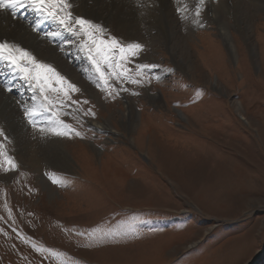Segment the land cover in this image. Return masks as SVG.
Listing matches in <instances>:
<instances>
[{
  "label": "rangeland",
  "instance_id": "1",
  "mask_svg": "<svg viewBox=\"0 0 264 264\" xmlns=\"http://www.w3.org/2000/svg\"><path fill=\"white\" fill-rule=\"evenodd\" d=\"M168 1L132 0L124 33L71 9L144 45L128 91L97 87L79 42L45 35L51 19L49 48L11 43L79 89L53 118L80 135H34L32 92L0 68L18 116L0 114V264H264V0H205L200 16V0ZM141 63L157 66L142 86Z\"/></svg>",
  "mask_w": 264,
  "mask_h": 264
},
{
  "label": "snow or ice",
  "instance_id": "2",
  "mask_svg": "<svg viewBox=\"0 0 264 264\" xmlns=\"http://www.w3.org/2000/svg\"><path fill=\"white\" fill-rule=\"evenodd\" d=\"M205 6V0H200L196 15L200 16V10ZM72 4L69 0H0V11H10L13 17L17 16L20 9H31L44 19L55 21L60 30L46 33L49 37H57L62 32H67L74 37V40L66 41L67 44L78 43V50L83 52L92 69L98 75L97 87L104 90L114 87L110 81L115 79L121 87L118 91H128L123 84L131 79L129 67L131 62L138 58L144 51V45L137 41L121 42L116 36L111 35L105 26L94 22L91 19L73 15ZM39 25L33 30H37ZM0 60L7 62V65L15 72L32 92V105H22L24 118L27 124L34 130V135L56 136L76 135L80 133L70 129L62 120L54 119V109L58 106L61 94L65 99L70 98V93L78 92L79 89L66 80L55 67L50 64L39 62L30 52L23 48L0 42ZM138 75L140 79H132L131 82L137 85L151 82L148 75L151 69L157 67L152 64H138ZM159 79V77H156ZM7 91L11 92L12 87ZM133 95H139L133 92ZM108 95H113L108 92ZM114 98V97H113ZM73 104L78 101H72ZM87 104L88 101H83ZM59 106H63L61 103ZM47 114V116H46ZM95 113L89 109L84 115ZM47 119V125L44 120ZM60 129H63L62 131ZM0 137L5 141L8 136L4 128L0 127ZM9 167L4 171L15 170L17 165L12 157H7ZM53 183H56L54 180Z\"/></svg>",
  "mask_w": 264,
  "mask_h": 264
},
{
  "label": "bare ground",
  "instance_id": "3",
  "mask_svg": "<svg viewBox=\"0 0 264 264\" xmlns=\"http://www.w3.org/2000/svg\"><path fill=\"white\" fill-rule=\"evenodd\" d=\"M70 1L73 6L72 8L73 9L77 8L78 10H80V13L81 11H83L84 13H87L89 16L96 18H99L103 14H105V16L103 17L107 21H109L111 25H113L116 29H118V32L121 31L124 33L125 31L131 29L133 24L131 25L129 23H134L133 21L136 20L137 17L136 13H134L133 11L134 9H133L132 0H70ZM155 1L149 0V3ZM88 2H90L91 5H88ZM157 2L158 4H161L165 9L168 8L169 6L168 0H157ZM213 14L217 15L216 18H220L217 9L215 10V7L213 9ZM124 15H126L128 19H126ZM36 21H38V23H36ZM28 24L29 25L32 24L33 28H29L27 26ZM51 24L52 22L48 21L47 19H44L42 16L38 15L36 12H34L31 9H27V8L20 9L16 17H13L10 11H0V42L6 41L9 44L15 42L18 45L22 47L25 46L28 49L30 48L31 50L35 49V51H44L49 47H47L46 44H44V42H42V40L39 38L40 36L44 35L43 31H45L46 28L51 26ZM37 25H39V27L37 30L34 31L33 29L36 28ZM225 41L226 44L228 45V46L226 45L228 49L229 47L231 49V45L233 42L227 40V38L225 39ZM6 65L7 64L5 61L0 60V67ZM6 67L9 66L7 65ZM4 81H6V79L3 78V76H0L1 85L6 84V82ZM15 82L16 81H14V83ZM3 87H4L3 89L4 91L0 89V114L1 115H3L4 113L9 114L8 117H10V120L13 121L12 123L15 124L16 120L14 118L18 116L15 114L14 117L13 115L15 112L11 110V106H14L13 105L14 101L11 99L12 97L11 93L13 92V90L10 93H8L9 91H7V88L10 87V85H4ZM7 119L9 120V118ZM100 126L106 127L102 123L100 124Z\"/></svg>",
  "mask_w": 264,
  "mask_h": 264
}]
</instances>
